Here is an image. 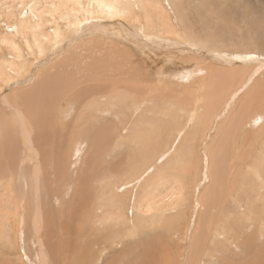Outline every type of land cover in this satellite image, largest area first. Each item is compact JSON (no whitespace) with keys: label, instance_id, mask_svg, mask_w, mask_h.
Instances as JSON below:
<instances>
[{"label":"bare ground","instance_id":"obj_1","mask_svg":"<svg viewBox=\"0 0 264 264\" xmlns=\"http://www.w3.org/2000/svg\"><path fill=\"white\" fill-rule=\"evenodd\" d=\"M166 1L164 4L163 0H44L45 5H41L37 3V0H21V6L18 10L13 3L9 5V9L4 12L7 13V20L9 21L17 15V22L10 23V26L5 29L7 30L6 33L0 36V46H5L11 51V57L0 59V80L3 78L4 81L2 82H16L29 73L30 67L34 63H41L40 60L42 59L48 61L45 65L39 64L40 67L36 70V74L30 78L32 80H27V78L28 83L25 84H21L22 81L17 82L18 87L8 91L1 98L3 102L13 108V112L8 119L0 115V149L2 147L10 149L9 155L5 157L6 163L10 166L14 159L11 150L17 149L13 145V136L18 131L22 137V147L19 148H21L23 155L34 159L43 156L57 169L59 158L62 159L63 155L67 157L72 151L78 155L84 149L85 143L98 156L103 147V136L107 138V134H117L123 143L130 141L136 148L144 149L149 144V135L153 136L155 130L159 133L168 131L169 136L174 130L175 140H179L183 138L190 125L199 126L202 131L206 130L207 125L202 120L209 119L210 115L215 116L213 121L215 125L225 110L224 134L231 140L218 142L215 149L213 146L209 147L210 150L205 148L207 150L206 179L210 177L207 180H211L212 183L215 181V185L224 183L226 192L227 190L230 193L235 191V197L234 194L232 196L235 205L239 208V214L233 216L234 219L232 220L230 211L220 210V218L215 224V230H213V225L209 224L206 227L207 239L205 237L203 239L201 236L204 241L199 239L202 243L204 242L203 247L199 246V249L196 247L197 250L194 249L195 251L191 252L194 256L196 251L205 252L204 255L196 252L199 254L197 257H200L201 264H248V251L253 244H250V240L251 242L257 240L255 244L257 249L262 250L264 247V243H261L264 240V214L260 215L261 212L259 213L256 206L257 199L264 197V140L258 147L256 144L259 137L255 136L257 134L248 136V133L243 134L239 131L237 136L234 137V135L245 122L259 135L264 133V31L262 30L264 25H261V22L264 21V0H256L255 2H253L254 0H199L203 4L199 7L191 0ZM184 1L187 6L192 5L194 7L185 10ZM0 2L2 5L4 4L3 1ZM188 11L196 13L194 20L199 21L200 24L205 22L211 29L200 27L204 32L199 34V29L197 30L193 22L187 19V16H190ZM210 11H212V15H209ZM98 18H103L105 22L99 21ZM231 18L234 19L229 21ZM238 19H242L241 22L244 24L249 23L252 26H257L260 34L253 36L259 40V45L258 43L249 45L248 42L242 51H238L236 48L218 43V40H228L227 44L232 46L241 42L239 38L234 39L233 35H229V33L219 35L220 37L213 36L215 32H220L228 26L227 21L233 23L234 20ZM237 22L239 23V21ZM62 23H66V26ZM50 24H53L54 27H51ZM124 27L128 29L127 33L125 31L123 33ZM103 29L110 32L101 35L103 37L101 38L99 31ZM87 32L88 34H86ZM85 35H91V37L87 38L85 42L80 41L85 38ZM126 36L139 42L141 46H145L147 48L145 53L149 57L145 60L140 59L135 51L123 44L122 39L129 41ZM244 37L242 36V38ZM69 39L73 40L71 44H68ZM26 49L30 52L32 61L26 57L24 51ZM55 54H57L56 58L54 57ZM257 56L259 57L257 58ZM233 58H239V60L235 61ZM153 61L154 66L152 65ZM220 61L227 65L226 69H220L222 66H217ZM238 62L240 64L236 65ZM245 63H254L255 65L250 70L251 66L247 68ZM66 65L75 66L74 71L76 73L81 72L83 74L84 72L87 76V73H93V77L101 82L98 84L99 88L105 89L109 85L115 87L122 85V90L115 97L108 91L96 95L97 97L92 99L88 98L90 99L88 102L85 101L87 98L85 100L80 99V101L78 100L80 104L77 105L79 112L74 113L73 109L77 101H75L76 99H67L68 92L64 90L68 91L67 88L71 89L72 87L71 91L76 92L82 89L76 82L81 84L83 81H75L77 74L72 78L70 73L68 74L70 70L66 71L68 70L65 68ZM60 69L62 71H59ZM168 77L173 78V80ZM89 82L92 84L91 81ZM249 82H252L251 87L247 84ZM188 86H190L189 89H187ZM59 87L61 89L57 91ZM53 88H57L55 89L57 92H53ZM84 88L82 89L83 93L78 91L80 94L76 92L75 97H87L88 95L85 94L90 93L87 91V87ZM177 88L180 90L176 91ZM23 91L25 93L20 94ZM58 92L62 94L61 100L57 97ZM16 93L19 95V97L16 95L18 98L13 96ZM221 93H224V96L219 98ZM242 94L244 95L241 96ZM65 95L66 97H63ZM230 96L231 99L228 100ZM18 99L28 101L29 107L27 109L22 106L17 107L15 100ZM239 100L240 102L242 100V104H240L241 113H234L231 122L230 111ZM73 115L75 116L74 123ZM108 115L116 118L120 125L130 123V127L124 128L127 132L125 135L118 134L117 129L111 124L105 128L104 120L108 118ZM57 119L62 123V127H60ZM91 123L97 125L90 126ZM93 134H95L94 137ZM239 138L243 140V147L240 150L235 141ZM252 138L254 141L249 144ZM232 139L235 151L230 164L228 159L233 152V146L230 145ZM175 147L173 141L162 151L159 158L161 160L164 158L163 161L171 158L175 164H170V167L176 173L182 166L183 155L178 154L176 158H173V154L179 152H175ZM55 148L58 151L62 148L66 151L57 152L56 155ZM80 148L83 149L80 150ZM66 159L63 160L66 162ZM4 164L5 160L0 158V165ZM65 165L63 169L61 164L57 171L62 174L63 170L66 172V169H70L69 160ZM19 167L21 169L24 167L23 161ZM153 167L154 164L142 171L140 166L135 165L132 167L131 173L128 174V178L134 180L139 175L141 178L148 176L144 181L146 184L142 190L144 194L135 196L134 199L137 202L135 206L134 201L133 206L140 211V215L151 218V222L157 224V219L166 217L168 209L163 201L158 200L161 195L159 193L162 192L161 187L166 185V182L162 180L164 170L158 169L157 172L150 174ZM104 169L102 168L103 172H105ZM43 170L42 164H35L28 172V178L35 189L40 185ZM20 174L22 184L28 185L25 174L23 172ZM170 175L175 177L172 173ZM112 178H107L111 187ZM98 182H103L102 176ZM200 182L202 181H198L196 187ZM185 187L181 186L183 190ZM245 187L249 188L250 192L257 191L254 200L249 201L255 204H249V206L245 204L247 202L242 204L241 194H238L237 191L243 190ZM112 188L116 193L114 196L107 197L112 202L110 203L112 206L109 207L110 211L106 210L103 214L104 217L100 220H94L96 224L101 226L110 221L127 222V217L118 208V200L121 199L120 186L113 185ZM128 188L127 191H129ZM133 188H136V184L133 185ZM212 188L214 187L212 186ZM10 189H14L12 179ZM23 190L26 193L25 188ZM200 195L203 196L201 193ZM101 196H98L99 200H101ZM206 197L198 199L197 203V206L202 207L203 211L209 206H207ZM83 204H80V208L76 210L79 215L76 217L78 220L89 218L86 212L87 208ZM41 206V203L37 201L38 210L32 211L33 231L37 237H41L43 234ZM224 206L222 203V206L217 208ZM142 207L144 211L141 210ZM80 209L84 211L79 213ZM223 213L225 215L230 213V216H227L230 220L226 219ZM253 216L255 219L252 221ZM18 223L20 227L22 222L18 220ZM252 227L255 230L251 231L249 241L245 240V233ZM247 244L248 248H246ZM194 245L196 246V244ZM82 247L86 246L82 244L78 254L82 258L84 256L86 258L88 251L83 249V252ZM72 255H75L73 251ZM190 255L187 264H191L189 262L194 260L193 256L190 261ZM238 255L245 258L236 259ZM160 258L157 261L160 260L163 264L170 263L166 259V254L162 256L163 259ZM72 261V264H79L77 259ZM234 261L238 262L235 263ZM259 263L260 257L250 258V264Z\"/></svg>","mask_w":264,"mask_h":264},{"label":"rangeland","instance_id":"obj_2","mask_svg":"<svg viewBox=\"0 0 264 264\" xmlns=\"http://www.w3.org/2000/svg\"><path fill=\"white\" fill-rule=\"evenodd\" d=\"M0 1L4 2L3 5L2 2H0V16H3L0 17V36H1L3 33H6L7 30L5 29L8 26H10V23L17 22L16 21L17 15L12 17L8 21L7 13H4L6 12L5 10H8L9 5H11L12 3L15 5L16 10H18L19 7L21 6V0H0ZM255 1L256 0H254L253 2ZM43 2L44 0H37L38 4L45 5V3ZM166 2H167L166 0H163L164 4ZM191 2H194V4L197 5L198 7L199 5H203L199 0H191ZM193 7L194 6L192 5L187 6V3L185 2L184 5L185 10L187 8L191 9ZM211 13L212 11H210L209 15H212ZM189 15L190 16H187V19L193 22L197 30L199 29L198 31L200 32L199 34H202L204 32L202 28L203 29L208 28L209 30L211 29L209 28L208 24H206L205 22L204 23L202 22L200 24L199 21L194 20L195 18L194 15H196V13L194 14L189 12ZM233 19L234 18H231L229 21ZM98 20L101 22H105L103 18H98ZM229 21H227L228 26H226V28H223L222 31L220 32H215L213 36L220 37L219 35H223V34L227 35L229 33V35H233L234 39L239 38L242 43L238 42L237 44L231 46L230 44H227L229 42L228 40L227 41L218 40L219 44H225L231 48H236V50L238 51H242L245 48V46L248 45V42L250 43L249 45H252L253 43H254L253 45L257 43L258 45L260 44L259 40H257L254 37L260 34V30L257 29V26H252L249 23L244 24L243 22H241L243 21L242 19H238L236 21L234 20L233 23H230ZM237 21H239V23ZM62 25L66 26V23L64 24L62 23ZM261 25L262 26L264 25V21L261 22ZM2 26H4L5 28ZM50 26L52 27L53 24H50ZM200 27L202 28L200 29ZM127 30L128 29L124 27L123 33L124 31L127 33ZM262 30L264 31V28ZM108 32L110 31H107L106 29L100 30L99 37H101V35L103 34H108ZM235 33L236 35H238L237 37ZM86 34H88V32ZM239 35L241 36V38L242 36L245 37L241 39ZM89 37H91V35H85V38L80 41L85 42L86 39ZM128 39L129 41L127 40L125 41V39H122L123 40L122 43L127 45L133 51H135V53L138 56H140L139 57L140 59L145 60V58L149 57L148 54L145 53V51L147 50L145 46H141L139 42L131 38ZM221 41L223 42L221 43ZM72 42L73 40H70L68 41V44H71ZM233 42L234 41L232 40V43ZM244 43L245 45H243ZM24 51L26 53V57L27 58L29 57V60L32 61L30 52H28L27 49ZM56 56L57 54H55L54 57L56 58ZM4 57H11V51L5 46H0V59ZM258 57L259 56H257V58ZM233 59L235 61L239 60V58H233ZM47 61L48 60L46 59H42L40 60L41 63L39 62L34 63L30 67L29 73L19 78L16 82L15 81H9L7 83L2 82L4 80L3 78H1L0 115H2L5 119H8L9 117L12 116L13 108L2 101L1 98L3 97V95L6 94L8 91H12L14 88H17L18 87L17 82L22 81L21 84L23 83L25 84L28 83L27 80H32L30 78L34 77L33 75L36 74V70L39 69L41 64L45 65ZM254 63H249V64L245 63V65L248 66V67L246 66L247 68L251 66L249 68L251 70L252 66L255 65ZM154 64L155 63L153 61L152 65L154 66ZM239 64L240 62H238L236 65ZM257 64L260 63L257 62ZM217 66H222V68L220 69H224V68L226 69L227 67V65L221 63V61L217 63ZM65 68L66 69L68 68V70L65 69L66 71L70 70L68 74L70 73L69 75H71L72 78L75 76V74H77L75 81H81V80L83 81L82 82L83 86L82 83L80 84V82H76L79 83L77 84L79 88L83 89L85 86V88L87 87L86 88L87 91L90 93L88 94L86 91L87 94L85 95H88L87 97L80 96L78 98L75 97L76 92L79 91L80 93L81 92L83 93L82 89H79L76 92H74V90L71 91V89H73L72 87L71 89L67 88V90L69 89L70 92L69 90L68 91L64 90L65 92H68L67 99L68 98L72 100L76 99L75 101L77 102L73 101L76 103V106L80 104L79 103L80 99L85 100L87 98L85 101L88 102L96 95L98 96L108 91L112 93V95H114L115 97L116 94L122 90L121 87L122 85H119V87H115L114 85L112 86L109 85L105 89L99 88L98 84H100L101 82L95 79V77H93V73L91 74L87 73L88 76L84 74V72L83 74H81V72L76 73V71H74L75 66L73 65H66ZM59 71L62 70L60 69ZM85 71L87 72V70ZM84 75L87 76L89 79ZM171 80H173V78ZM89 81H91L92 84ZM76 83L74 82L75 85ZM170 83L174 84L173 82ZM247 84L249 86L250 85L252 86V82L251 83L249 82ZM189 88L190 86H188L187 89ZM55 89L57 88H53V92L54 91L57 92L61 88L59 87L57 91ZM94 90L96 91L93 92ZM177 90L180 89L177 88L176 91ZM244 91H246V89H244ZM17 93L19 94V92ZM17 93L13 95L15 98L19 97ZM21 93L24 94L25 91L20 92V94ZM69 93L74 95L70 96ZM16 95H18V97ZM243 95L244 94H242L241 96ZM60 96L62 97V94L59 93L57 97L60 98L61 100L62 98ZM222 96H224V93H221L219 95V98H221ZM63 97H66V95ZM229 99H231V96L228 98V100ZM18 100H15V102H17L16 105L17 107L22 106L23 108L26 109L29 107V103H27L28 101H26L25 99L24 100L18 99ZM19 103H21V105H19ZM240 104H242V100L241 102L239 100L231 109L230 111L231 122L234 113L237 112L241 113ZM76 106L73 109L74 113L79 112V107ZM204 111L207 112V110ZM223 112H224L223 116L218 118V122L215 125L213 124L215 116L210 115L209 119H203L202 121L207 125V129L204 131H202V129H200L199 126L190 125L187 128L183 138L179 140L178 139L175 140L174 130L172 131L173 133L171 134V136H169L168 131H162L159 133L157 130L152 129L155 130V132L153 136L149 135L148 137L149 144L144 149H141L140 147L136 148L134 144L133 145L131 144L130 141H126L123 143L122 141H120V138L117 137V134H107L109 137L107 135H106L107 138L103 136L104 143L102 150L98 156L96 155V153L94 154L92 150H90V148L87 147V144L85 143L84 147L82 146L84 144L81 145L84 149L80 148V150L83 149L81 150L82 153L79 152L78 155H75L74 151H72L69 153L67 157L66 155H63L64 158L61 156L62 159L59 158L57 162V166H58L57 169L54 168L46 159H44L43 156L42 158L39 157L37 159H34L33 157H27L23 155L21 153V148H19L22 147V137L20 134H18L17 131V133H15L13 136L14 139L13 145H15L17 149L11 150L14 155V159L10 164V166H8V164L6 163L7 160L5 159V157L9 155L10 149L6 147H2L0 149V158H3L5 160V164L0 165V181H1L0 182V264H72L73 262L72 260L74 259H77L79 261V264H155V263L163 264V262H161L160 260L157 261V259L160 258L161 255L165 256V254H166V259H168L170 262L169 264H173V262L175 261L176 262L174 264H181L182 262L184 264H187V259L189 260V255L191 254L190 261L191 259H193L194 256L191 251H195L194 249H196V247L197 249H199V246L201 248L203 247L202 244L204 242L202 243V241H200L199 239L203 240L204 239L203 237L206 238V236L208 235L206 231V227L209 224H211L213 225V230H215L214 228L215 224H217L220 218L219 217L220 210L225 212L230 211L232 220L234 219L236 214H239V208H237L238 206H236L235 205L236 203L233 201V196L235 197V191H231L230 193V191L227 190L226 192L225 189L226 185L224 183H219L218 185H215L214 184L215 181L212 183L211 180H207L210 177L206 179L207 150L208 149L210 150L209 148L210 146H213V148L215 149L216 144L218 142H226L228 139L231 140V138H228L224 134L225 125L223 120H226L224 118L226 111L224 110ZM139 118L141 119V117ZM73 120L74 123L75 122L74 115H73ZM57 121L60 127H62V123L58 119ZM104 121L103 122L105 128H107L111 124L114 128L117 129L118 134L121 133L123 135L127 133L126 130H124V128L126 126L129 127L131 126L130 123H128L127 125H120V122H118L116 118L111 117V115H108V118ZM94 124L97 125L96 123H91L90 126H95ZM239 131L242 132L243 134L248 133V136H253L257 134L255 136L259 137V141L256 144V146L258 147L260 146L261 142L264 140V133L259 135L257 132L252 130L251 126L246 124V122L243 124V126H241V128H239L236 131L234 137L237 136ZM94 135L95 134H93V137ZM52 138L53 137L51 136V139ZM105 139L108 141H106ZM233 139L232 142L230 143V145L233 146V152L231 153L228 159V163L230 164L232 163V159L235 151ZM173 141L174 144L176 145L175 152L178 151L179 152L177 154H173L172 157L176 158L178 154L183 155L182 164H181L182 166L180 170L176 173L170 167V164L172 163L175 164V162L171 158H167L164 161H163L164 158L162 160L161 158H159L162 151H164L168 145H171ZM235 141L237 142V147L240 150L243 147L242 138H239ZM253 141L254 138H252L249 144H251ZM82 142H84V140H82ZM205 148H207V150H205ZM54 150H56V148ZM60 151H66V150L62 148L60 149ZM60 151H58L57 149L54 152L57 155V152L59 153ZM65 158H67L66 162L67 160H69L70 169H66L68 172L67 171L65 172L64 170L63 172L61 171L62 172L61 174L60 171L57 170L59 169V166L61 164L63 166V169L65 168L64 166H66L65 165L66 162L65 160H63ZM22 161L24 163V167L21 169L19 166L21 165ZM189 162H191V164H189ZM35 164H42L44 168L42 177L40 178V185H38L37 187L38 190L34 188L31 180H29L28 178V172L32 169V167ZM153 164L154 167L153 170L150 172V174L157 172L158 169L164 170L162 180L166 182V185L161 187L162 192L159 193V195L161 194L160 195L161 199L158 198V200L163 201L164 205L168 209L166 211V217L157 219V224L151 222L152 221L151 218L143 217L142 215H140V211L138 209L136 210V208L133 206L134 201H135V206L137 202L134 199L135 196H141L142 194H144L142 190L146 186L144 181H146L148 176L146 178H141L139 175L134 180L128 178V174L131 173V169L135 165L140 166L141 169H143L142 171H144L148 166H151ZM155 167L156 169H154ZM102 168L103 169L105 168L104 169L105 172H103ZM21 172H23L26 178L28 179V183H29L28 185L24 186L22 184L21 178L19 177L21 176L20 174ZM170 173H172L175 177L171 176ZM101 176L103 177V182L99 183L98 179L101 178ZM111 177H113L110 181L112 187L113 185L120 186L119 193L121 195L120 196L121 199L118 200V205H119L118 208L127 217V222L122 223V222L110 221L104 224V226H101L100 224H96L94 220L95 219L100 220V218L104 217L103 214L106 210L110 211L109 207L112 206V204H110L112 202L107 197L111 195L114 196L116 193V191H113V188L109 185L108 183L109 181L107 180V178L109 179ZM11 179L13 180V187H14V189L12 190L10 189ZM162 180L160 181L161 183L163 182ZM200 180L202 182H200V184H198V186L196 187V184ZM134 184H136L135 189L133 188ZM181 186L182 187L186 186V187L183 190ZM212 186L214 188H212ZM127 187H129L128 188L129 191H127ZM24 188L26 193L23 190ZM249 190H250L249 188L247 189L245 187L243 188V190L237 191L238 194H241V198L243 200L242 204H244V202H247L245 203L247 204V206H249V204H255L249 201L254 200L257 193L256 190H254V192H250L251 190L250 191ZM202 191L203 192L206 191L204 192L205 194ZM247 191L250 193H248ZM200 193L203 194V196L200 195ZM99 195H102L101 200H99L98 198ZM203 197L207 198V206L209 205L208 209H205L204 211L202 210L203 209L202 207L197 206L198 199L200 200ZM37 201H39L42 205L41 226L43 227V234L41 237H37L35 235L33 231V223H32V219H33L32 211L38 210ZM221 202L225 206L223 208L221 207L217 208L219 206H222ZM225 202L226 203L228 202V204H225ZM82 203H84L83 206L87 208L86 212L89 218H81L80 220H78V218L76 217L79 215L76 212V210L80 208V204ZM256 203H257L256 204L257 210H259V213L261 212L260 215L264 214L263 213L264 197L262 196L259 199H257ZM142 204L144 205V202H142ZM228 207L230 208V210ZM80 210L78 211L79 213L80 212L82 213L84 211V210L83 211ZM141 210L144 211L143 207ZM230 213L229 215L228 214L225 215L223 213L226 216L225 218L228 220L230 219L229 217L227 218V216H230ZM254 219L255 216H253L252 221ZM18 220L22 222L20 223V227ZM222 220L223 218L221 219V221ZM120 226L122 227L120 228ZM202 229L203 231H201ZM254 230L255 229H253L252 227L245 233L246 236L245 240L249 241L251 231ZM197 240L199 244H197L198 243ZM256 242L257 240H253L252 242L250 240V244L252 243L253 244L251 245V247H249L250 248V250L248 251L249 260L247 261L248 264H250V258L254 259V257H260L259 264H264V247L262 250L257 249V247H255ZM261 243H264V240H262ZM82 244L83 246H86V247H82V251L83 249H86L88 251V255L86 258H84L85 256L82 258V256L78 254ZM194 244H196V246ZM247 246L248 244L246 245V248H248ZM72 251L74 252L75 255H72ZM196 252H198L201 255L205 254V252L202 251H196ZM196 252H195L194 260H192L189 263L201 264V260H199L200 257L199 256L197 257L198 253L196 254ZM162 256L160 259H163ZM240 257H242V259L245 258L244 256L238 255L236 259ZM193 261L194 263H192Z\"/></svg>","mask_w":264,"mask_h":264}]
</instances>
